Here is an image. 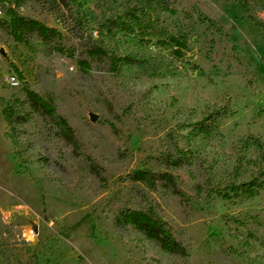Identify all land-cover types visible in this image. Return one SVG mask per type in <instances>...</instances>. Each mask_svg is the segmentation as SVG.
<instances>
[{"label": "rangeland", "instance_id": "rangeland-1", "mask_svg": "<svg viewBox=\"0 0 264 264\" xmlns=\"http://www.w3.org/2000/svg\"><path fill=\"white\" fill-rule=\"evenodd\" d=\"M10 10L61 38L17 42ZM258 24L264 0H0V264H264ZM148 209L184 255L117 227Z\"/></svg>", "mask_w": 264, "mask_h": 264}, {"label": "trees", "instance_id": "trees-1", "mask_svg": "<svg viewBox=\"0 0 264 264\" xmlns=\"http://www.w3.org/2000/svg\"><path fill=\"white\" fill-rule=\"evenodd\" d=\"M61 5L67 6V0H57ZM242 9L247 12L249 7V2L254 0H237ZM173 13L171 10H167ZM10 16V29L11 34L17 42H27V39L32 35H38L43 41H50L55 38H61V33L54 28H49L39 21L26 19L16 13L14 10L9 11ZM208 21V20H206ZM213 25V22H209ZM262 29H264L263 24H258ZM175 48V54L179 57L183 55V51L187 48V37L182 35L179 37H171L168 44ZM107 53L102 48H93L90 51L91 57L96 56H106ZM130 63V62H127ZM81 66L84 69L88 68V63L86 61L81 62ZM28 97L34 105L42 108L47 113L51 114L54 112V107L51 101L44 100L39 96L29 93ZM257 145L264 149V144L260 141L256 142ZM182 161V159H181ZM167 183H170L171 187L174 184L169 176H164ZM132 180L135 182H154V177L151 176L146 171L138 170L132 175ZM155 186V184H153ZM225 199L228 198L227 195L223 196ZM117 227L131 226L137 231L143 233L145 237L150 240L157 242L162 250L173 254L184 255L185 248L178 242L171 232L169 225L162 220L153 209L148 210H126L122 211L116 219Z\"/></svg>", "mask_w": 264, "mask_h": 264}, {"label": "built area", "instance_id": "built-area-1", "mask_svg": "<svg viewBox=\"0 0 264 264\" xmlns=\"http://www.w3.org/2000/svg\"><path fill=\"white\" fill-rule=\"evenodd\" d=\"M10 83H11V84H16V79H15L14 77H12V78L10 79ZM34 235H35V234H34L33 231H30L29 234H28L29 237H33Z\"/></svg>", "mask_w": 264, "mask_h": 264}]
</instances>
